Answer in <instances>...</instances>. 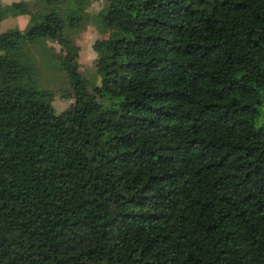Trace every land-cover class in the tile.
I'll list each match as a JSON object with an SVG mask.
<instances>
[{
  "label": "trees",
  "instance_id": "16d2710c",
  "mask_svg": "<svg viewBox=\"0 0 264 264\" xmlns=\"http://www.w3.org/2000/svg\"><path fill=\"white\" fill-rule=\"evenodd\" d=\"M94 1H0L32 15L0 32V264H264V0ZM90 21L115 27L97 83L70 35Z\"/></svg>",
  "mask_w": 264,
  "mask_h": 264
},
{
  "label": "rangeland",
  "instance_id": "374dc122",
  "mask_svg": "<svg viewBox=\"0 0 264 264\" xmlns=\"http://www.w3.org/2000/svg\"><path fill=\"white\" fill-rule=\"evenodd\" d=\"M105 0H97L90 4L91 12H98L103 8ZM2 14H7L3 12ZM0 21V32L8 29H24L30 24V13H19L16 16L5 15ZM115 27H107L99 22H87L82 27L71 31L70 35L78 47L79 70L92 83L100 82L97 71V51L95 43L107 36ZM24 51L37 66V81L41 89L54 92V106L58 112L70 107L74 102V93L68 76L61 68L59 54L62 46L57 40L38 39L24 44ZM32 61V62H33Z\"/></svg>",
  "mask_w": 264,
  "mask_h": 264
},
{
  "label": "crops",
  "instance_id": "0c3cea01",
  "mask_svg": "<svg viewBox=\"0 0 264 264\" xmlns=\"http://www.w3.org/2000/svg\"><path fill=\"white\" fill-rule=\"evenodd\" d=\"M0 1L3 3H11V2L16 1V0H0Z\"/></svg>",
  "mask_w": 264,
  "mask_h": 264
}]
</instances>
